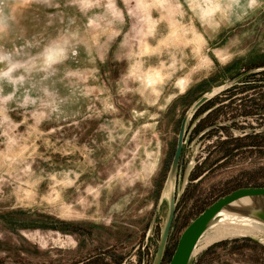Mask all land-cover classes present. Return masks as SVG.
<instances>
[{"label":"rangeland","instance_id":"374dc122","mask_svg":"<svg viewBox=\"0 0 264 264\" xmlns=\"http://www.w3.org/2000/svg\"><path fill=\"white\" fill-rule=\"evenodd\" d=\"M0 29L21 59L66 50L0 106V264H152L201 98L163 264L207 207L264 187V72L225 90L264 67V0H0ZM261 238L191 264H264Z\"/></svg>","mask_w":264,"mask_h":264},{"label":"water","instance_id":"95a60500","mask_svg":"<svg viewBox=\"0 0 264 264\" xmlns=\"http://www.w3.org/2000/svg\"><path fill=\"white\" fill-rule=\"evenodd\" d=\"M260 72H264V67L252 69L241 74L240 76L234 78L230 86H226L225 90L233 87L235 82L237 83L249 75L259 74ZM204 97V99L208 101L212 96L206 95ZM201 99H199L190 111H188L181 124L175 154L164 188V196L168 197L169 201V212L161 233L157 253L152 264H163L165 260L168 241L175 220L176 208L178 204V198L176 197L177 176L186 142L187 125L191 117V111L198 103H200ZM213 128H216V126L211 127V129ZM227 213L252 218L264 224V187H248L238 189L224 197H221L207 207L182 232L176 249L168 264H191L199 241L202 239L204 234L208 232L214 224L218 223L222 219L223 215ZM245 237L255 242L260 241L259 239L250 236Z\"/></svg>","mask_w":264,"mask_h":264},{"label":"clouds","instance_id":"9594fccd","mask_svg":"<svg viewBox=\"0 0 264 264\" xmlns=\"http://www.w3.org/2000/svg\"><path fill=\"white\" fill-rule=\"evenodd\" d=\"M65 58L66 50L58 45L50 46L40 56L26 60L19 57L16 49L0 45V106L12 101L15 93L25 85L28 74L36 67V60H42L40 70L47 71ZM6 88H10L11 92L5 94ZM27 99L28 97H25V100Z\"/></svg>","mask_w":264,"mask_h":264},{"label":"bare ground","instance_id":"6f19581e","mask_svg":"<svg viewBox=\"0 0 264 264\" xmlns=\"http://www.w3.org/2000/svg\"><path fill=\"white\" fill-rule=\"evenodd\" d=\"M245 236L257 239L262 237L261 239L264 240V224L252 218L236 214H224L222 219L204 234L195 249L194 256L211 244Z\"/></svg>","mask_w":264,"mask_h":264},{"label":"trees","instance_id":"16d2710c","mask_svg":"<svg viewBox=\"0 0 264 264\" xmlns=\"http://www.w3.org/2000/svg\"><path fill=\"white\" fill-rule=\"evenodd\" d=\"M256 76V75H255ZM67 226V230H66V232H71L72 231V227L74 226L72 223H69V224H67L66 225Z\"/></svg>","mask_w":264,"mask_h":264}]
</instances>
